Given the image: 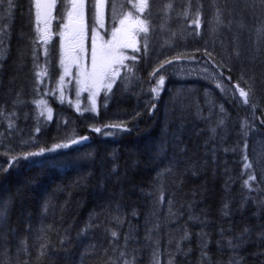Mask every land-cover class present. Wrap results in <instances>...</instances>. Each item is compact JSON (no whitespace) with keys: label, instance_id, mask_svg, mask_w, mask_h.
Returning <instances> with one entry per match:
<instances>
[{"label":"trees","instance_id":"obj_1","mask_svg":"<svg viewBox=\"0 0 264 264\" xmlns=\"http://www.w3.org/2000/svg\"><path fill=\"white\" fill-rule=\"evenodd\" d=\"M129 2L107 1V30ZM6 9L0 5V118L12 127L0 120V135L15 150L0 154L7 168L0 172V264H264V184L244 185L251 130L262 124L264 108V38L257 35L264 3L247 1L241 13L250 22L231 37L228 14L238 12L232 2L149 0L143 15L149 32L137 39L136 59L126 62L95 111L49 99L51 119L38 102L49 98L43 73L56 76L55 55L48 49L45 56L39 42L35 0H14L11 18ZM165 59L172 63L151 76ZM176 65L207 68L213 78L180 80L164 72ZM161 74L163 90L153 99ZM236 84L252 87L249 104ZM121 123L129 130L104 127ZM82 136L88 140L79 145L8 161Z\"/></svg>","mask_w":264,"mask_h":264},{"label":"rangeland","instance_id":"obj_2","mask_svg":"<svg viewBox=\"0 0 264 264\" xmlns=\"http://www.w3.org/2000/svg\"><path fill=\"white\" fill-rule=\"evenodd\" d=\"M59 0H57L56 7L52 10V18L49 21V27L47 31V40L48 42L45 43L44 40L40 39L41 33L37 31L39 42L42 45V49L44 55H48V49H54L55 55V69L57 74L52 79H48V71L45 70L44 77L45 84L43 85L44 92L49 98L40 99L38 102V109L39 112L47 119L49 116L52 117L53 110L49 106V99H55L58 102L64 103L78 112H94L92 110V92H95V108L97 99L101 95H106L110 91L103 86H100L95 89L85 90L84 85L82 83H78V80H83V77L80 75L81 72H91V46H92V38L95 36L96 44L99 47L101 44H104L107 41L112 40V32L114 29L121 28L120 20L126 19V23L123 26L127 29L130 33H133V30L136 28V24L134 23L135 18L139 16L141 19H144V11L141 13L138 10V0H130L129 6L127 8L126 13L121 17L118 24L114 26V28L107 30L105 27V5L106 0H104L103 5L101 7L93 8L92 7V17L91 19H87L84 16V8L81 10L83 15L81 19V23L83 26L85 25L86 31L85 33L79 38L80 43L83 46L84 51L81 52L78 64L77 62H73L68 56V45L70 41H65V37L70 33V28L65 27L64 25L68 23V16L67 12L71 8V4L69 0H63L62 10L59 9ZM233 5V9H238L237 13L232 11L230 12L229 19H228V26L231 29V37L232 34L237 33V31L241 29H245V25H248L250 21L247 20L245 14L241 13L244 11L245 6L247 5L246 0H227V4L231 3ZM97 0H91V5L96 4ZM239 9L242 15L239 16ZM36 13V7H35ZM130 14V15H129ZM221 24V23H220ZM37 27V25H36ZM40 28H43L44 25L41 23L39 25ZM94 29V31H93ZM61 34H63V41L61 40ZM135 35V45L137 47V39L143 33H133ZM128 42L131 41V36L128 38ZM54 43V47L52 46ZM61 43H63V47H61ZM121 53L125 56L131 58V53H135L131 47H121L119 49ZM128 58V59H129ZM63 59L65 62L61 64L60 61ZM128 59L123 60V66L126 64ZM123 66L121 64H116L115 67L119 69L121 72ZM46 69V68H45ZM67 69V71H65ZM166 74L169 76L185 80L192 76H199L203 78H213L207 68L195 65H186V66H179L176 65L174 67H170L164 70ZM119 76L116 75L112 78V87ZM62 78V79H61ZM50 80V81H49ZM112 89V88H111ZM239 95V93H238ZM243 101V98H242ZM23 106V104H22ZM87 109V110H86ZM263 116H262V124L258 125L256 122L253 124V129L251 130V141L248 147V159L245 163H250L252 167L247 169V173H254L256 176L255 180H259L262 184H264V108L261 109ZM261 113V114H262ZM2 124L5 125L3 121L4 118L1 119ZM7 125V124H6ZM5 125V126H6ZM14 125V123H13ZM3 125L0 127V131L3 129ZM8 128V126H6ZM254 131V133H253ZM14 136H18L20 140L23 141V135L21 130L14 129L13 132ZM254 134V135H253ZM3 135H0V154H9L11 151L15 149L9 147L6 142H3ZM12 159L9 158L8 161L10 162ZM254 181V180H251Z\"/></svg>","mask_w":264,"mask_h":264},{"label":"snow or ice","instance_id":"obj_3","mask_svg":"<svg viewBox=\"0 0 264 264\" xmlns=\"http://www.w3.org/2000/svg\"><path fill=\"white\" fill-rule=\"evenodd\" d=\"M63 3V0H60ZM90 2V0H89ZM104 0H97L96 4H93V8L101 7L103 5ZM191 2V0H189ZM261 3H264V0H260ZM71 4V8L67 12L68 23L64 26L70 28L73 35L72 39L68 45V56L73 62H77V66L79 67L78 61L80 58V53L84 51L82 44L80 43V37L83 31V25L81 23L82 19V9L84 8L85 0H69ZM7 5V15L9 18L13 15L12 9L14 7V0H0V5ZM57 0H35L36 7V24L37 31L41 33L40 39L44 40L45 43L47 40V31L49 27V21L52 18V10L56 7ZM138 10L143 13V11L149 7V0H138ZM167 8L170 10L172 8V4L169 3ZM130 15V14H129ZM188 13L185 12L184 16L187 18ZM126 19H121L120 24L121 28L114 29L112 32V40L101 44L99 47L96 44L95 36L92 38V46H91V72H81L80 75L83 77V80H78V83H82L84 85L85 90H91L98 88L100 86L106 87L109 91L112 88V78L119 74V69L115 67L116 64H121L123 66V60L128 59L129 57L125 56L123 53L119 51L121 47H131L133 51H139V49L135 45V35L133 33H148L149 32V21L147 17L141 19L139 16L135 18L134 23L136 24V28L133 30V33H130L123 26L126 23ZM217 23H221L219 11L217 12ZM43 23L44 27L40 28L39 25ZM192 24H195L198 28L200 26V10L197 9L195 13V18L192 20ZM94 31V29H93ZM258 37L264 38V27L257 29ZM131 36V41L128 42V38ZM61 40L63 41V34H61ZM0 43H3L0 40ZM63 43H61V47H63ZM145 51H147V40L145 37ZM211 55L210 53H207ZM239 55V53H236ZM3 52L0 50V59H3ZM179 57H175L174 59H178ZM131 59H136V57H131ZM64 60L61 59L60 63L64 64ZM172 63L171 59H165L159 63V65L150 73L151 76H156V73L160 72V69L164 68L166 64ZM126 67V66H125ZM131 70V69H129ZM67 71V69H65ZM42 73H37V76H40ZM62 79V78H61ZM230 79V78H229ZM165 82V77L163 74L156 77V85L151 88V92L154 94L153 99H157L160 96L161 91L163 90ZM218 88H222L221 84L216 85ZM236 91L239 92V96L243 98L244 104H249V93L252 91V87L249 86L247 90L241 88L238 84L234 85ZM92 110H95V92H92ZM155 104H151V108H155ZM254 107V106H253ZM87 110V109H86ZM0 115H3V112H0ZM51 119V116H49ZM9 127H12L10 123ZM105 128H114L121 131H128L129 129L123 124H110L105 125ZM93 131L100 133L101 128L94 127ZM39 131V129H37ZM111 135V133H107ZM87 136H82L80 138H71L70 143L66 144H56L51 148L41 147L37 152H25L21 155L12 156V161H19L20 159L28 160L30 157H38L42 156L44 153L55 152L61 148H69L72 145H79L84 141H87ZM247 159V157H245ZM12 163L8 164V167H13ZM252 165L250 163H245L244 168L250 169ZM7 171V168L0 167V172ZM256 176L254 173H249L248 179L244 181V185L251 189V185L249 181L255 180ZM163 199V197H161ZM227 207V206H226ZM247 229H245V232ZM117 233L113 232L112 236L116 237ZM183 239H188L187 234L183 237ZM230 247H239L238 244L233 245L232 241L228 242ZM206 246V245H205ZM177 250H180V244H177ZM123 256L124 253H121ZM123 264H132L131 261L124 260Z\"/></svg>","mask_w":264,"mask_h":264},{"label":"bare ground","instance_id":"obj_4","mask_svg":"<svg viewBox=\"0 0 264 264\" xmlns=\"http://www.w3.org/2000/svg\"><path fill=\"white\" fill-rule=\"evenodd\" d=\"M246 1H248V0H246ZM248 13V12H247ZM263 19V18H262ZM264 23V22H263ZM245 34V33H244ZM8 38H9V36H8ZM7 38V39H8ZM6 43V42H5ZM5 46V45H4ZM9 46V45H8ZM7 47V46H6ZM24 59V58H23ZM18 63H19V61H18ZM30 83V82H29ZM200 86V85H199ZM16 87V86H15ZM191 88V87H190ZM197 89V88H196ZM190 90V89H189ZM188 90V91H189ZM204 91V90H203ZM191 92V91H190ZM189 93V92H188ZM195 93V92H194ZM203 95V94H202ZM194 97V96H193ZM202 97V96H201ZM188 100V99H187ZM202 100V99H201ZM200 100V101H201ZM7 101V100H6ZM10 101V100H9ZM184 101V100H183ZM202 102V101H201ZM18 103V102H17ZM189 103V102H188ZM187 103V104H188ZM23 104V103H22ZM26 104V103H25ZM202 104V103H201ZM24 105V104H23ZM202 106V105H201ZM17 108V107H16ZM180 108V107H179ZM196 108V107H195ZM7 110V109H6ZM10 110V109H9ZM114 110V109H113ZM196 110V109H195ZM11 111V110H10ZM14 112V111H13ZM197 113V112H196ZM179 115V114H178ZM196 115V114H195ZM22 116V115H21ZM181 116V115H180ZM25 117H26V115H25ZM195 117V116H194ZM2 118H0V120H1ZM7 119V118H6ZM14 119V118H13ZM185 119V118H184ZM196 119V118H195ZM27 120V119H26ZM193 120V119H192ZM4 121V120H3ZM23 121V120H22ZM1 122V121H0ZM14 122H16V121H14ZM33 122V121H32ZM17 123V122H16ZM180 123V122H179ZM192 126V125H191ZM36 127H38V126H36ZM188 127V126H187ZM4 128V127H3ZM39 128V127H38ZM37 130V129H36ZM253 133H254V131H253ZM52 134V133H51ZM58 134V133H57ZM254 135V134H253ZM53 137V136H52ZM251 143H252V141H251ZM106 154V153H105ZM124 154V153H123ZM77 155V154H76ZM111 155V154H110ZM113 157V156H112ZM98 159V158H97ZM174 162V161H173ZM151 163V162H150ZM114 164V163H113ZM106 165V164H105ZM4 166V165H3ZM75 167V166H74ZM111 167V166H110ZM14 169V168H13ZM99 169H100V167H99ZM77 171H78V169H77ZM210 174V173H209ZM127 177V176H126ZM83 179V178H82ZM81 180V179H80ZM126 181V180H125ZM264 181V180H263ZM264 188V187H263ZM66 191V190H65ZM117 191V190H116ZM87 192V191H86ZM135 195V194H134ZM242 196V195H241ZM33 200V199H32ZM232 201V200H231ZM29 202V201H28ZM129 202V201H128ZM244 203V202H243ZM97 204V203H96ZM237 205V204H236ZM235 207H237V206H235ZM105 209V208H104ZM242 210V209H241ZM41 212V211H40ZM253 212L254 211H252V214H253ZM245 213V212H244ZM254 213H257L256 211L254 212ZM258 213H260V212H258ZM236 214V213H235ZM251 214V215H252ZM118 215V214H117ZM49 216V215H48ZM241 216V215H240ZM257 216V215H256ZM85 217V216H84ZM100 217V216H99ZM32 218V217H31ZM45 218V217H44ZM86 218V217H85ZM225 218V217H224ZM256 218H258V217H256ZM123 219V218H122ZM227 219V218H226ZM248 219V218H247ZM208 220V219H207ZM121 221H123V220H121ZM261 221V220H260ZM11 222V221H10ZM191 223V222H190ZM257 223V222H256ZM260 223V222H259ZM37 224V223H36ZM32 225V224H31ZM256 225H258V224H256ZM233 226V225H232ZM259 226V225H258ZM10 228H11V225L9 226ZM118 227V226H117ZM37 229V228H36ZM92 229V228H91ZM118 229V228H117ZM3 230V229H2ZM11 231V230H10ZM37 231V230H36ZM262 231V230H261ZM260 232V231H259ZM102 233V232H101ZM124 233V232H123ZM248 233H249V231H248ZM40 234V233H39ZM260 234V233H259ZM45 235H47V234H45ZM255 236V235H254ZM34 237V236H33ZM38 237V236H37ZM81 238V237H80ZM245 238V237H244ZM1 239V238H0ZM255 242V241H254ZM250 243V242H249ZM255 245V244H254ZM36 246V245H35ZM4 248V247H3ZM34 248V247H33ZM33 248H31V249H33ZM36 248L37 247H35L34 249L36 250ZM50 248V247H49ZM30 249V248H29ZM39 248H37V250H38ZM7 251V250H6ZM5 251V252H6ZM39 251H40V249H39ZM41 251H42V249H41ZM39 254L41 253V252H38ZM44 253V252H43ZM154 253V252H153ZM12 254V253H11ZM42 254V253H41ZM80 254V253H79ZM39 256V255H38ZM7 259V258H6ZM232 259V258H231ZM234 262V261H233ZM32 264V263H31ZM231 264H233V263H231Z\"/></svg>","mask_w":264,"mask_h":264},{"label":"flooded vegetation","instance_id":"obj_5","mask_svg":"<svg viewBox=\"0 0 264 264\" xmlns=\"http://www.w3.org/2000/svg\"><path fill=\"white\" fill-rule=\"evenodd\" d=\"M86 6H87V4H86V0H85V4H84V14L86 15ZM106 11H107V1H106V5H105V13H106Z\"/></svg>","mask_w":264,"mask_h":264},{"label":"water","instance_id":"obj_6","mask_svg":"<svg viewBox=\"0 0 264 264\" xmlns=\"http://www.w3.org/2000/svg\"><path fill=\"white\" fill-rule=\"evenodd\" d=\"M71 36H72V35H71ZM71 36H70V37H71Z\"/></svg>","mask_w":264,"mask_h":264}]
</instances>
